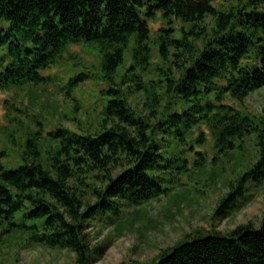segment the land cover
<instances>
[{
    "label": "trees",
    "instance_id": "obj_1",
    "mask_svg": "<svg viewBox=\"0 0 264 264\" xmlns=\"http://www.w3.org/2000/svg\"><path fill=\"white\" fill-rule=\"evenodd\" d=\"M208 18L211 31L203 25ZM158 21L152 44L150 23ZM178 21L191 28L176 38ZM80 45L101 56L99 122L82 133L61 125L45 133L38 120L23 132L0 127V251L20 242L66 250L76 264H90L104 247H92L89 222L107 212L120 219L129 208L139 210L131 218L147 212L146 204L170 191L163 185L168 171L188 173V153L196 168H206L194 146L178 152L162 144L168 137L184 143L198 129L193 144L205 146L202 127L219 156L231 159L251 137L256 148L214 217L235 208L246 184L264 181V107L254 115L226 104L243 106L264 88V0H0V92L51 82L42 73ZM154 50L163 66L152 67ZM128 52L133 65L126 73H134L120 76ZM152 71L156 79L145 81ZM90 78L72 77L64 96L75 100ZM151 264H264V215L258 227L189 235Z\"/></svg>",
    "mask_w": 264,
    "mask_h": 264
},
{
    "label": "rangeland",
    "instance_id": "obj_2",
    "mask_svg": "<svg viewBox=\"0 0 264 264\" xmlns=\"http://www.w3.org/2000/svg\"><path fill=\"white\" fill-rule=\"evenodd\" d=\"M221 5V1L215 4L216 7ZM203 25L211 31L213 20L208 18ZM162 26L160 21L150 23L152 44ZM183 27L189 30L191 24L174 22L176 38L180 36L178 30ZM132 65V57L128 52L125 63L119 69V75L125 74ZM156 66L163 65L154 50L152 67ZM140 72L138 69V73ZM174 72L178 75L176 67ZM82 73L89 74L90 80L74 92L75 100L67 99L64 96V87L72 77ZM133 73L126 74L130 77ZM42 75L50 77L52 81L33 89L0 92V127L3 130L17 128L23 132L27 127L35 129L33 120L43 123L45 133L53 131L59 125L79 133L85 127H97V109H101L102 104L100 93L105 85L100 80L101 56L96 48L90 45L71 46L64 61ZM147 75L149 78L145 81L157 77L153 71ZM135 102L139 111L144 110L145 99L142 95H138ZM167 102L175 104L177 101L171 99ZM226 104L260 115L264 107V88L249 96L243 106L231 99H227ZM201 130L207 138L205 146L197 147L193 144L199 136L198 129L184 143L180 138L168 137V142L164 141L166 143L162 144H171L178 152L194 146L196 152L206 156V168H196V156L188 153V173L178 175L176 171H168L163 176V185L170 191L159 200L146 204L147 212L132 219L131 216L139 210L129 208L120 219L112 212H107L99 215L97 220L89 222L88 233L92 247H104L100 255L92 258L90 264H151L162 251L175 246L189 235L209 232L226 235L241 225H260L264 215V181L246 184L242 190V198L234 204L235 208L222 217H214L221 200L229 194L230 184L238 181L255 160L254 138L246 139L243 151L235 152L228 159L215 152L208 129L202 127ZM2 148L0 143V150ZM0 264H76V259L75 254L66 250H52L15 242L2 246Z\"/></svg>",
    "mask_w": 264,
    "mask_h": 264
}]
</instances>
